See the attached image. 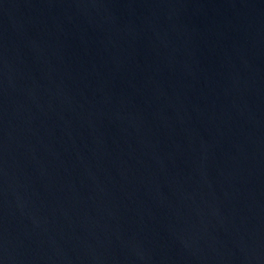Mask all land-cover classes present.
Wrapping results in <instances>:
<instances>
[{
	"label": "water",
	"instance_id": "water-1",
	"mask_svg": "<svg viewBox=\"0 0 264 264\" xmlns=\"http://www.w3.org/2000/svg\"><path fill=\"white\" fill-rule=\"evenodd\" d=\"M0 264H264V0H0Z\"/></svg>",
	"mask_w": 264,
	"mask_h": 264
}]
</instances>
